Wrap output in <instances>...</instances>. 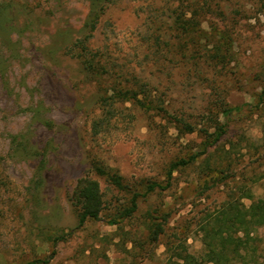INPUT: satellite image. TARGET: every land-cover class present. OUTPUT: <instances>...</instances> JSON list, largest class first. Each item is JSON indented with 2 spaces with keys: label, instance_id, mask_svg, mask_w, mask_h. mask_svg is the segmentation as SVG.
Masks as SVG:
<instances>
[{
  "label": "rangeland",
  "instance_id": "rangeland-1",
  "mask_svg": "<svg viewBox=\"0 0 264 264\" xmlns=\"http://www.w3.org/2000/svg\"><path fill=\"white\" fill-rule=\"evenodd\" d=\"M193 156L119 219L134 192L165 186ZM92 181L103 211L78 227ZM259 200L264 0H0V264L200 260L210 217ZM252 237L233 263L264 264V227Z\"/></svg>",
  "mask_w": 264,
  "mask_h": 264
},
{
  "label": "trees",
  "instance_id": "trees-1",
  "mask_svg": "<svg viewBox=\"0 0 264 264\" xmlns=\"http://www.w3.org/2000/svg\"><path fill=\"white\" fill-rule=\"evenodd\" d=\"M100 11H96L91 19V28L95 29V23L98 21ZM86 66L90 69L92 67L91 61H86ZM118 98L126 101H135L141 106L146 107L138 97L130 92L118 93ZM111 111L108 116L111 117ZM109 119V118H108ZM193 132L192 128L188 129ZM219 134L215 142L221 138ZM196 160V156L191 157L189 160L180 159L171 165L170 171L167 175V184L162 186L158 183H151L146 187V192L133 193L130 205L123 209L117 216L121 220L131 218L138 210L139 199L147 197L149 194L155 192L157 189L162 191L166 190L171 185L173 173L179 168L189 165L192 161ZM96 172L107 178L111 184L120 190H130L125 185L121 176L114 173L112 170L98 166ZM102 191L97 182H86V184L79 191L80 209L78 213V227H82L88 221H98L103 211V197ZM111 224L117 225L118 220L112 219ZM264 227V203L263 201L253 202L249 209H243L236 203H228L222 207L215 215L210 217V220L203 227L204 244L207 248V253L203 259H200L187 254L186 251L181 250L176 254V260L170 261V264H235L233 260L242 257L241 251L253 242L252 233L259 228ZM152 238L157 240L162 228L156 226L150 228ZM243 234V238H236L235 235ZM61 238H55V241H60ZM53 256V255H52ZM51 259V258H50ZM50 259L44 261H34L28 264H48Z\"/></svg>",
  "mask_w": 264,
  "mask_h": 264
}]
</instances>
